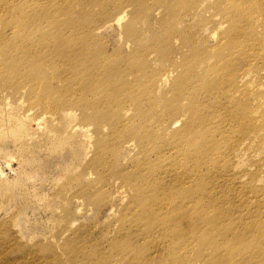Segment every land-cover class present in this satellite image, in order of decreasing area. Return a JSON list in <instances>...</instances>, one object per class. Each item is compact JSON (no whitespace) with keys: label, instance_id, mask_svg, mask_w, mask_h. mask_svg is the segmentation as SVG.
<instances>
[{"label":"rangeland","instance_id":"rangeland-1","mask_svg":"<svg viewBox=\"0 0 264 264\" xmlns=\"http://www.w3.org/2000/svg\"><path fill=\"white\" fill-rule=\"evenodd\" d=\"M79 2L74 13L46 14L47 2L0 0V264H203L194 239L182 253L179 211L199 235L213 221L255 249L254 234L264 235L255 223L264 212V0ZM83 39L105 46L108 73L117 68L107 94L87 93L80 73L90 95L80 102L65 63L35 60L31 49L76 51ZM91 95L107 101L108 121L80 109ZM38 98L62 107L44 117ZM252 108L253 126L241 120ZM205 138L211 146L192 156L189 144ZM260 247L237 257L235 245L223 264H262L264 236Z\"/></svg>","mask_w":264,"mask_h":264},{"label":"bare ground","instance_id":"bare-ground-1","mask_svg":"<svg viewBox=\"0 0 264 264\" xmlns=\"http://www.w3.org/2000/svg\"><path fill=\"white\" fill-rule=\"evenodd\" d=\"M100 1L101 0H98V1L89 0V3H97V2L100 3ZM222 1L224 2L225 0H222ZM35 2L40 5H44V2H47L48 5H50L49 8L47 5V6H44V8L39 9V10H45L46 14L56 13V12H65L69 8H72L70 9V11L74 13L73 9L75 10L77 8V5H79L78 3H80L79 0L78 1L73 0L71 2H68V0H46V1L35 0ZM54 6H57V7H54ZM20 10L24 11L25 9H20ZM124 18H125V14L124 13L120 14L117 18V23H120ZM70 25L71 23H69L66 26V28L73 29V30L77 28V27L70 28ZM83 36L85 35L83 34ZM83 40H84L83 44L82 45L79 44L77 46L78 49H76V51H73V49L70 50L69 48H68V51L67 49L62 51L60 49L54 48L55 45L51 43H45L37 49L33 47L31 49L32 51L37 52V54L33 58L35 60L48 59L50 62L51 61H57V62L61 61V63L62 62L65 63V65L67 66L66 69L70 73L68 75L69 83L74 84V80H75L76 82L75 90L79 89L82 91V94L80 96V102L82 99H87L88 98L87 96H90V95L86 96V94L83 93V87H82L83 84H82V81L79 75L80 73L84 75L85 82H86L85 89H87V93H90V90L92 91L100 90L101 92L107 94V90L105 89L107 87L106 84L112 81V72L115 73L116 68H117L116 66H114L112 68V72L108 73V69H109L108 63L110 62L111 57H109L108 54L105 52V49H106L105 46L90 44L88 40H85V39ZM42 49H44L45 51L44 53H40V50ZM63 67L64 65L62 66V69H64ZM172 74H173V71L167 73L164 76L163 81L167 83L171 79ZM185 89L186 87L180 86L178 87V92H183ZM209 93H211V91H209ZM38 94H39V91H38ZM139 98L140 96H136V100H138ZM34 102L42 107L44 117L49 116L48 112L53 113L54 111H56V107H58V106L53 107L55 105L54 104L52 105V102L48 101L47 99H43V98H38V99H34L33 101H31V103H34ZM80 102L77 104V106H79ZM106 105H107L106 100L102 101V103L99 104L96 98L94 96L92 97L91 95L90 101L84 100L83 103L80 105V109H83V110L91 109L93 112L96 111V113L98 111L102 112L103 114L99 115L100 116L99 121L101 120L104 121L106 120L108 113L103 112L102 108H105ZM67 106L68 105L63 107V109H66L64 110V112H66L67 114H71L72 111L68 109ZM61 107H58V108H61ZM223 108H224V102L222 100L221 105L217 109H220L221 111ZM48 109H51V110H48ZM176 111L177 110L175 109L173 113H176ZM258 112H259V109H255V108L249 109L246 112L245 116L241 117V120L244 122V120L248 118L247 122L251 120L252 126L256 125L255 122L257 123V119L255 118V115L258 114ZM96 120L98 121L97 114H96ZM108 120H109V115H108ZM213 123L216 125H220V124L222 125L223 121H221L219 118L214 117ZM9 133L16 134L17 131L10 130ZM205 142H206V138L204 140L195 141V143L189 144L190 148H192L193 146L192 156L202 153L209 146H211L209 142L206 144ZM201 156H205V155H201ZM198 158L200 157H197L195 159H198ZM197 164L199 165L198 162ZM183 170H186L188 172V169L186 168H184ZM2 175H4V173ZM176 179L175 181H173L176 187L184 186L183 182H180ZM151 197L152 196L148 198H151ZM153 201L156 207H159V206L161 208L163 207V204L160 201H156L155 199H153ZM146 212H149V211H146ZM178 213H179L177 214L178 217L183 220V223H185L183 225L184 229L180 227L179 229L176 230L178 239H182L183 241L182 247H181L182 253L186 252L190 248L189 239L190 238L194 239L195 240L194 250L198 257L203 258V264H223L224 262H226V260L223 262L224 257H225V255H223L224 251L227 252L235 245L239 247L234 253L237 257H240L244 254L252 255V254H255L256 251L260 253V250H262L261 247L260 249H258L257 247H258L260 238L263 237L264 235L259 236L258 234H254V237H256V241H255L256 248L252 249L254 248V245H247L244 241L242 234L235 235V233H233L230 229L222 227L221 225H217L213 221L211 222L213 225L207 229L208 231L206 230L207 233L199 235V233L204 232V230L201 231L200 227L198 228L196 223H194L191 219L188 218L189 214L186 211L184 212L179 211ZM260 214L262 217L255 221V223L260 226L259 228L264 227V212L260 210ZM254 230L256 229H249V233H252ZM211 250H212V253H211ZM204 251H205L204 256H208L210 254L214 255V252H215L214 258L216 259L208 260L206 257L203 256ZM237 262L238 260H236L232 264H236ZM262 264H264V260Z\"/></svg>","mask_w":264,"mask_h":264}]
</instances>
